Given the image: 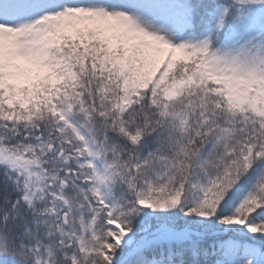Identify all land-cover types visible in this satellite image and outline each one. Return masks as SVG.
I'll return each mask as SVG.
<instances>
[{
    "label": "snow or ice",
    "instance_id": "6c2138e0",
    "mask_svg": "<svg viewBox=\"0 0 264 264\" xmlns=\"http://www.w3.org/2000/svg\"><path fill=\"white\" fill-rule=\"evenodd\" d=\"M0 264H264V0H0Z\"/></svg>",
    "mask_w": 264,
    "mask_h": 264
}]
</instances>
